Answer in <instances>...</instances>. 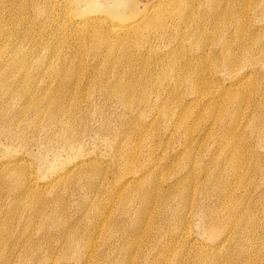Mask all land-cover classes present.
Returning <instances> with one entry per match:
<instances>
[{
	"label": "bare ground",
	"instance_id": "6f19581e",
	"mask_svg": "<svg viewBox=\"0 0 264 264\" xmlns=\"http://www.w3.org/2000/svg\"><path fill=\"white\" fill-rule=\"evenodd\" d=\"M108 103L140 114L112 146L123 177L110 207L98 198L110 181L82 152L87 108ZM162 126L167 145L155 142ZM30 131L40 178L54 141L74 159L41 182L35 159L6 146L0 264H16L15 215L40 229L58 224L75 190L106 235L92 250V233L60 229L63 264H264V0H0V139L29 141ZM165 167L177 173L167 187L157 176ZM23 248L34 257L31 242Z\"/></svg>",
	"mask_w": 264,
	"mask_h": 264
},
{
	"label": "rangeland",
	"instance_id": "374dc122",
	"mask_svg": "<svg viewBox=\"0 0 264 264\" xmlns=\"http://www.w3.org/2000/svg\"><path fill=\"white\" fill-rule=\"evenodd\" d=\"M257 78L258 77H257L256 73H254L253 77L250 80L258 82ZM87 83L88 82H82V85H86ZM87 109H92V110L89 112L90 114L88 113V120L89 121L87 122V124H88V128H89V130H88L89 135L83 141L82 152H83V154L89 155L95 161H98V163H100V166L103 169L102 170L103 171L102 176L103 177L107 176L108 180L110 181L106 185L107 189L105 191L103 190V193L98 195V198L103 200V203L105 205L109 204L108 207H110L113 202L110 201L109 199H107V196L109 195V193L112 192L113 189L120 187L121 180L123 177L122 172L120 171V167L118 165V162L116 161V159H113L112 151H111L112 146L116 145L121 140L123 141L124 140L123 137L125 135H128L132 132V130H135L136 122L138 123L140 121V119H139L140 114H139V112H136L134 114H130L129 112H125L126 110L122 106L120 107V106H117L116 104H112V103H108L107 105L100 107V109H98L99 112L94 110L93 107H91V106L88 107ZM101 109H103V110H101ZM247 111H245V112H247ZM91 113H93V114L95 113L96 116H93V114H91ZM123 115H125L126 118L129 117V119H131L130 120L131 123L125 122ZM148 115H150V113H148ZM90 117L91 118L93 117L94 119L93 118L91 119ZM90 119H91V121H90ZM96 120H98V121H96ZM123 120H124V122H123ZM159 121H161V120H159ZM95 124H97V125H95ZM160 124L163 125L162 122ZM161 128H160L161 130L156 129L157 136H156L155 142L157 143V145H159L160 139H163V143L167 145L168 140L164 139V135H163L164 130L166 129V126L165 127L162 126ZM167 129H169V131H170V130H172V127L168 126ZM31 133H32V131L25 134L26 137H29V139L31 138L29 141H24L22 138H20V139L15 138V140L11 141L8 139V137L6 138L5 136H2L0 139V143H2L0 146V162L5 157L4 155L6 152L5 151L6 146L10 147V150L11 149L15 150V153L17 151V153L20 154V156L22 158H25L30 162H32V159L34 158L35 164L32 165L33 169L31 170V172H32L33 176H35L37 178V180H39L41 182H45L47 180H50L52 177H54V175L64 171V168H68L69 166H71V163H73L72 161L74 159V153L72 151H70L69 149L67 150V148H65L62 143H59L58 141H54V143H53V144H55V145H53L54 152H51V154L48 155V157H49L48 163L50 165V169H48V171H46V172L43 171L44 175L42 178H40L36 172V166H37L36 159H38L37 156L40 155L38 153H41V150H40L41 147L37 144V142L32 141L33 136H31L32 135ZM240 134H241V137L239 138V140L241 142V145H243V147L244 146L246 147V146H249L252 144V141H253L252 140L253 139L252 134L250 132H248V129L244 125L241 128ZM50 137H51V139L55 140L53 135H50ZM105 140H107V141L105 142ZM117 140H118V142H117ZM205 140L206 139H204V141ZM114 141H115V143H113ZM210 141L211 140H208V144ZM9 143L12 146H10ZM180 143L181 142H180V139L178 137L174 141L170 142L169 146H170V148H172V147L178 148ZM210 145H212V142L210 143ZM36 150H37V152H36ZM53 153H55V154L52 155ZM157 173H158L157 176L160 179V181H162V183L165 182L164 183L165 187H167L168 186L167 184L170 183L171 180L177 175L175 170L172 171V170L167 169L166 167L160 169ZM90 196H91V194H90ZM64 197H65V200L67 201L65 211L62 213L61 218H58L57 221L55 222V223L58 222L59 225L58 224L54 225V223L48 224L49 226H47L45 229H40V225H39L38 221H36V220L32 221L31 222L32 224H31V223H28V219L26 220L27 217H24L21 221L18 219V214L15 215V224H14V226H15V254H13V255H15V263L16 264H18V262H19V264H26V263H28V264H37V263L44 264L45 262H46L45 264H63L65 261H61L62 260V252H61L62 248L60 246V243H58V241H60L59 240L60 238H58V234H57L60 231V229L61 230L62 229H69V230L75 231V232L77 231V233L79 232L83 235L88 234V232L92 233V235H91L92 240H93V249L92 250H96V248H99L98 247L99 245L103 244V242L105 240L104 237L106 234L102 233L101 229L97 230L95 228L97 226V223H98L97 220L99 217L97 207L96 206H93V207L89 206V207L85 208L83 203H82L81 194H80L79 190H75L73 192V194H66ZM96 197L97 196H94V198H96ZM95 201H98V200H95ZM92 204H95V202ZM90 207H92L93 209H91ZM86 212H90V213H86ZM17 219L21 222L17 221ZM59 219H60V221L63 219L61 221L62 224H61V222H59ZM112 220H111V223L113 222ZM25 221L27 223H25ZM193 222L194 223L191 225L192 226L191 227V232H192L191 237L194 240V239L198 238V235H202L203 231L201 229L202 224L200 222L199 217H197V220H195ZM48 227H50V229ZM57 228H59V229H57ZM25 229L27 232L25 231ZM23 230L25 231V233L23 232ZM95 230H97V231L95 232ZM21 233H22L23 237H22ZM45 234L48 235V238H45ZM116 235L117 236L119 235V231H116ZM86 236H88V235H86ZM26 240H28L29 242H31L35 246L34 257L27 256L25 251H24L23 245L25 244ZM146 243H144V246ZM177 248H179V250L183 251L185 253V256L189 259H192L196 254V249L191 244H184L182 242L180 245L177 246ZM99 250L101 251V248H99ZM102 250L104 251V249H102ZM1 251H4V250L2 248H0V253H1ZM18 254H21V257ZM18 256L20 257L19 259H18ZM27 257H28V259H27ZM56 257H57V259H56ZM152 257L150 259L151 261L154 259ZM30 258H32V259H30ZM47 259H49V260H47ZM141 259H142L141 256L136 258V259H133V261H132L133 263L131 262V264H136L137 262L139 263V261H141ZM40 260H41V262H40ZM141 264H147V263H141Z\"/></svg>",
	"mask_w": 264,
	"mask_h": 264
}]
</instances>
